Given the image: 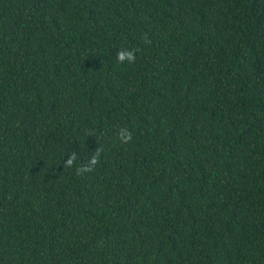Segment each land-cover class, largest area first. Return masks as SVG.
<instances>
[{
  "label": "trees",
  "instance_id": "trees-1",
  "mask_svg": "<svg viewBox=\"0 0 264 264\" xmlns=\"http://www.w3.org/2000/svg\"><path fill=\"white\" fill-rule=\"evenodd\" d=\"M0 264H264V0H0Z\"/></svg>",
  "mask_w": 264,
  "mask_h": 264
},
{
  "label": "clouds",
  "instance_id": "clouds-1",
  "mask_svg": "<svg viewBox=\"0 0 264 264\" xmlns=\"http://www.w3.org/2000/svg\"><path fill=\"white\" fill-rule=\"evenodd\" d=\"M145 43H151L150 40L147 39V36L142 37ZM136 51L137 50H128V49H120L117 52V62L120 64H124L125 61L127 63L132 64L136 60ZM91 135V133H89ZM118 139L124 143L128 144L131 143L133 137L131 131L123 127L119 130L118 132ZM103 149L101 147H96L94 150V154L91 155L88 159V162L86 164L81 163L80 165L76 166V174L77 175H82L86 172H90L93 170V168L100 162L101 154H102ZM78 159V155L76 152H72L67 156L66 161H64V167L71 168L73 165L76 163Z\"/></svg>",
  "mask_w": 264,
  "mask_h": 264
}]
</instances>
